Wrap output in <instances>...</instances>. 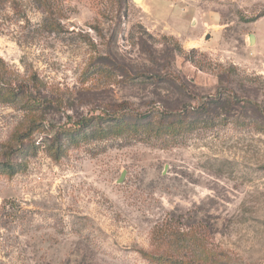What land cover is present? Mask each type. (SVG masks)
<instances>
[{"label":"rangeland","instance_id":"374dc122","mask_svg":"<svg viewBox=\"0 0 264 264\" xmlns=\"http://www.w3.org/2000/svg\"><path fill=\"white\" fill-rule=\"evenodd\" d=\"M0 58V264H264V0H0ZM228 95L174 144L97 118Z\"/></svg>","mask_w":264,"mask_h":264},{"label":"trees","instance_id":"16d2710c","mask_svg":"<svg viewBox=\"0 0 264 264\" xmlns=\"http://www.w3.org/2000/svg\"><path fill=\"white\" fill-rule=\"evenodd\" d=\"M2 58H0V62ZM164 81L174 82L179 79L175 76H164L161 78ZM236 96L228 95L224 98L216 96L211 102H202L195 106H149L146 109L135 108L134 104L125 100L114 104L110 109H104L97 116L92 115L90 121L97 118L110 119L111 127L103 128L102 135L112 132L116 135H123L127 132H132L140 139L150 140L151 137L158 135L168 143L174 144L180 136L188 135L199 123H207L215 119L211 116L214 108H224L226 105L232 106L238 104ZM36 102V101H35ZM107 121V120H105ZM91 123V122H90ZM89 123L86 118L79 121H74L67 126L68 134L75 132L84 133L85 128ZM6 165V166H5ZM0 173L8 172L14 174L17 170L12 162L8 161L2 164ZM178 264H193L190 261Z\"/></svg>","mask_w":264,"mask_h":264},{"label":"water","instance_id":"95a60500","mask_svg":"<svg viewBox=\"0 0 264 264\" xmlns=\"http://www.w3.org/2000/svg\"><path fill=\"white\" fill-rule=\"evenodd\" d=\"M138 2V1H137ZM251 41H254V35H251Z\"/></svg>","mask_w":264,"mask_h":264},{"label":"bare ground","instance_id":"6f19581e","mask_svg":"<svg viewBox=\"0 0 264 264\" xmlns=\"http://www.w3.org/2000/svg\"><path fill=\"white\" fill-rule=\"evenodd\" d=\"M137 1H140V0H137ZM255 38V37H254Z\"/></svg>","mask_w":264,"mask_h":264}]
</instances>
